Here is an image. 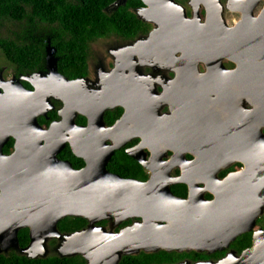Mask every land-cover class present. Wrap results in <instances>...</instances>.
<instances>
[{"label":"flooded vegetation","instance_id":"obj_1","mask_svg":"<svg viewBox=\"0 0 264 264\" xmlns=\"http://www.w3.org/2000/svg\"><path fill=\"white\" fill-rule=\"evenodd\" d=\"M129 1L104 11L112 15ZM174 1L179 14L159 2L152 7L157 18L150 14L147 22L136 14L142 1L129 7L143 27L86 39L82 52L72 51L73 38L54 23L1 28L0 41L35 47L16 60L0 45L1 92L19 93L13 122L26 130L17 150L12 123L2 154L17 151L24 174L35 179L22 193L60 192L71 174L64 169L86 170L90 160L106 161L112 178L130 183L133 214L93 224L118 237V264H264V76L250 68L260 62L249 51L252 39L260 41L250 34L259 36L254 32L261 27H244L259 18L264 0ZM61 78L82 82L65 94ZM74 94L76 108L65 120L63 98ZM14 199L5 205H25ZM154 224L170 229L177 247L124 252L133 248L127 238L135 227ZM91 225L85 217L66 216L57 230L72 235ZM214 225L224 230L201 239ZM30 232L19 230V249L0 256L89 263L81 255L61 257L62 240L54 236L32 249L35 258L22 255L32 243Z\"/></svg>","mask_w":264,"mask_h":264},{"label":"water","instance_id":"obj_2","mask_svg":"<svg viewBox=\"0 0 264 264\" xmlns=\"http://www.w3.org/2000/svg\"><path fill=\"white\" fill-rule=\"evenodd\" d=\"M145 7L139 9L136 14L139 19L147 22L150 14L156 12L152 9L153 6L159 5L161 2L164 5L165 10L173 11L174 14H179L180 6L175 3L174 0H141ZM127 0H116L110 7L113 10H117L120 6H124ZM251 13V11H250ZM252 14H249L251 17ZM164 16L163 13H159V17ZM248 15L243 17V22L248 19ZM260 25L261 31L254 32L259 36L260 41L251 40L250 44V59L255 60L256 63L260 62L259 65L250 66L251 69L260 71V75L264 76V10L258 19L254 22H247L244 27H251ZM64 83L66 94L78 88L82 80L67 81L61 78ZM0 84V151L4 141L11 134L8 129H11V124L15 123L13 127V133L17 132L16 137V148L18 150L20 137L25 134L26 130H19L17 122H13L14 118L18 115V94H10L13 97L12 104L9 100L10 96L8 93L2 94ZM4 88V87H3ZM67 90V91H66ZM71 91V92H72ZM38 92L30 94L26 93V99H32L37 95ZM78 97L69 95L63 98L65 103L64 109L60 112V115L64 119H69L68 112L71 111L72 107L76 108V102ZM75 106H74V104ZM27 115V111L25 110ZM33 124H37L35 117L36 113L33 111ZM66 123V122H64ZM35 128V127H34ZM35 132H39L40 129L36 127ZM34 133V132H33ZM46 133V132H45ZM50 131L47 133L49 134ZM93 133H96L93 131ZM7 134V135H6ZM6 135V136H5ZM20 135V137H19ZM5 136V137H4ZM65 138L62 139L61 144L65 143ZM79 142V141H78ZM109 155V158L111 157ZM106 161L96 163L93 161L88 162V168L83 171H75L71 167L64 169V171L70 172V176L64 179L65 184L60 192L53 190L50 194H39L35 195L32 193L21 192L25 186L34 187L35 179L27 177L24 174L22 166L19 164L18 152L12 156H3L2 151L0 152V253L8 252L9 249H19L18 232L22 228L29 227L31 232L32 243L26 249L20 250L21 254L28 256L33 259L35 256L31 255L32 249L41 247L48 238L54 236L62 240L61 257L81 255L86 258L88 264H118L122 251L119 250L118 244H116L117 236L104 232L103 230L93 226L94 221L102 220L105 218L122 216H128L133 214L135 207L133 206L132 196L129 193L130 187L127 182L121 181L119 178H112L106 168ZM28 172H33L28 169ZM96 173V174H93ZM68 178V179H67ZM55 188L59 187L56 183L53 185ZM27 197L31 201L23 200L22 197ZM125 196H129V201H123ZM25 204L18 209L5 205L6 201L10 199ZM33 199H38L40 206H35ZM46 202L49 206L44 207ZM33 208H30V207ZM12 213H17L12 215ZM148 213H152L148 210ZM9 214V215H8ZM154 214V213H152ZM152 214L149 216L151 217ZM66 216L85 217L91 220V226L87 230L74 233L72 235L62 236L57 230V223L59 220ZM155 220V218H152ZM161 220V219H158ZM152 224V222H150ZM50 226L48 234L43 232L47 227ZM224 230L222 227L214 225L209 227L208 232L201 237L205 239L206 236L215 234ZM171 230L163 228L158 225H139L129 233L127 239H132L130 247L127 245V249L124 252H133L139 250L141 247L146 250H155L158 248L173 247L177 244L175 235L171 234ZM211 231V233L209 232ZM170 233V238H169ZM263 235L261 233L259 236ZM201 241H198L197 245H200ZM172 245V246H171ZM177 247V246H175ZM126 250V251H125ZM253 251L249 253L252 255ZM247 255V254H246ZM226 264V262L222 263Z\"/></svg>","mask_w":264,"mask_h":264},{"label":"trees","instance_id":"obj_3","mask_svg":"<svg viewBox=\"0 0 264 264\" xmlns=\"http://www.w3.org/2000/svg\"><path fill=\"white\" fill-rule=\"evenodd\" d=\"M115 0H0V29L8 23L27 21L36 24H57L62 27L73 40L72 51H84L86 39L91 40L111 31L124 32L143 27L129 7L142 5L141 1L130 0L126 7H121L112 15L104 10ZM10 58L18 59L23 51L35 53L34 46H16L15 43L0 41ZM15 56V57H14ZM34 57L32 56L31 59ZM70 224H73L71 222ZM77 223L74 224V226ZM25 234V233H23ZM0 264H63L59 259L30 261L25 258L0 256Z\"/></svg>","mask_w":264,"mask_h":264},{"label":"rangeland","instance_id":"obj_4","mask_svg":"<svg viewBox=\"0 0 264 264\" xmlns=\"http://www.w3.org/2000/svg\"><path fill=\"white\" fill-rule=\"evenodd\" d=\"M21 27H23L22 23H18V22L17 23H13V24L8 23L4 30L10 32L12 30L20 29Z\"/></svg>","mask_w":264,"mask_h":264}]
</instances>
